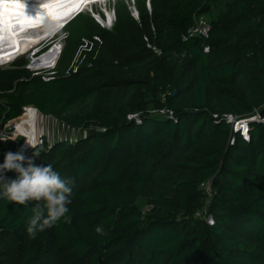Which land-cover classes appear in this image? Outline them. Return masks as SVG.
Instances as JSON below:
<instances>
[{"label": "trees", "instance_id": "trees-1", "mask_svg": "<svg viewBox=\"0 0 264 264\" xmlns=\"http://www.w3.org/2000/svg\"><path fill=\"white\" fill-rule=\"evenodd\" d=\"M136 5L139 21L117 6L111 30L81 14L65 27L57 64L81 47L76 72L45 80L24 57L0 69V98L15 96L0 101V127L32 107L87 133L25 155L71 182V221L33 238L32 204L0 200V264H264V122L245 137L224 119H264V0H229L207 39L188 40L210 5ZM14 146L0 143V163ZM206 207L213 226L196 216Z\"/></svg>", "mask_w": 264, "mask_h": 264}, {"label": "bare ground", "instance_id": "bare-ground-1", "mask_svg": "<svg viewBox=\"0 0 264 264\" xmlns=\"http://www.w3.org/2000/svg\"><path fill=\"white\" fill-rule=\"evenodd\" d=\"M114 1L117 0H0V64H4L34 43L30 47L33 48L38 41L46 39V35L54 36L53 34L61 30L67 20L86 7L88 2H95L97 7ZM103 14L108 18L107 25L101 14H98L96 19L105 25L107 30H111L113 15L108 11ZM61 52L62 45L58 43L45 56L36 59L37 63L41 64V67H49L55 63ZM36 114V111L33 112L31 120L17 127L21 135L35 141L34 143L38 141L40 130Z\"/></svg>", "mask_w": 264, "mask_h": 264}, {"label": "clouds", "instance_id": "clouds-1", "mask_svg": "<svg viewBox=\"0 0 264 264\" xmlns=\"http://www.w3.org/2000/svg\"><path fill=\"white\" fill-rule=\"evenodd\" d=\"M42 43L43 41L36 48V52L45 47ZM48 52L49 50L42 56ZM34 54L29 60L34 58ZM48 72L50 71L44 74ZM0 143L6 141L0 140ZM25 145L34 148L26 140ZM25 150V146H21L16 152L8 151L4 154L3 162L0 163V200L22 206L32 204V216L28 221L27 232L34 238L38 233H43L60 222L71 221L69 205L72 204L73 188L71 182L62 178L51 164L37 165L34 159L26 158ZM34 155L37 156L36 153ZM8 172H14L15 178H8Z\"/></svg>", "mask_w": 264, "mask_h": 264}, {"label": "rangeland", "instance_id": "rangeland-1", "mask_svg": "<svg viewBox=\"0 0 264 264\" xmlns=\"http://www.w3.org/2000/svg\"><path fill=\"white\" fill-rule=\"evenodd\" d=\"M141 2H143L144 0H140ZM183 4L187 5L188 7H190V9L194 10V8L201 9L202 7L206 6V5H210L211 7V12L208 15H203L200 16L199 13H196L195 15H197L196 17L198 18H204L206 19L209 23H211L217 16H219L220 14L224 13L226 10V6L229 2V0H182ZM95 2H88L87 6L84 7L81 11L77 12L76 14H81V15H85V16H91L93 17V14L98 18V14H101L103 17H106L103 13L105 11H108V13H111L112 15H114L115 10H117V6H119L120 8H124L126 7L130 12H131V16H133L134 11H139L136 5V0L133 1H129V0H117L114 2H109L106 6H97L94 5ZM94 8V10H93ZM146 8H147V12L150 14V11L148 10V2L146 3ZM93 10V14H91L90 12ZM197 12V11H196ZM200 12V11H198ZM139 13V12H138ZM115 16V15H114ZM94 18V17H93ZM104 19V18H103ZM95 20V19H94ZM96 21V20H95ZM55 30V29H54ZM64 30V29H62ZM53 30H51L52 32ZM60 31L57 30V32ZM53 34V32H52ZM55 35V34H53ZM64 36V35H63ZM51 35H46V39L42 40L45 43L42 45H45V47H48V50H52L55 45H57L58 43L60 45H62V52L64 51L65 48V42H64V37H62L60 40L55 38L53 40H51ZM59 37V36H58ZM42 41H38L35 46L33 48H30L32 45H34V43L30 46V47H26L24 48L19 54H16V56H13V58H9V60L7 62H5L4 64H0V69H8L11 67V65L14 63V60L19 59V58H25V59H30V57L33 55V53L36 52V48L40 45V42ZM44 47V48H45ZM149 49H152V51L154 53H156L158 56L162 55V52L160 51L159 48L157 47H151V46H147ZM89 53H91L93 51V46L89 47ZM50 50V51H51ZM99 47L97 48V51L95 52V56L98 55L99 53ZM49 51V52H50ZM60 54L59 58L55 61V66H56V72L57 73H63L65 75H69L70 72L72 71H77L81 68V66L83 64H85V59H86V55H85V51L83 48H79V50H77V52L73 55V58L71 60L68 59V61L64 64L63 69L60 70V65H58L57 63H59L61 57H62V53ZM11 59V60H10ZM35 63L32 66V68L38 69L40 68H44L41 67V64L39 65V63H37L38 60H36L35 56ZM13 60V61H12ZM31 61V60H29ZM51 65L49 67H45V68H51ZM39 72L37 73H32L33 76H44L42 75L45 72ZM51 74V72H48V75ZM52 77H54V75H52ZM15 98L14 95H8L5 97H1L0 101L3 103H10L13 101V99ZM82 108V107H80ZM89 109V110H88ZM87 110L85 111H90L91 110V105L89 106ZM30 111V115L35 112L36 110L32 107H28L26 109H24V115L27 114V112ZM36 113L38 114V118L37 119V125L40 128L39 132V137L44 135V143L41 142L40 138L38 137L40 146L44 147L46 149V151L48 152L49 149H51L57 142L62 141V136L66 135V133H71V139H75V136H83L82 138L86 137V132L83 129H76L74 127H72V125L66 121L63 117H58L56 115H50V116H43L41 114H39V112L36 111ZM29 115V116H30ZM139 115L136 114L134 115V117H138ZM24 117V116H23ZM22 117V118H23ZM21 119V118H20ZM21 124V123H20ZM17 124L15 127L12 125V123H9L5 126L0 127V140L6 141V142H13L14 143V150L13 152H16L18 149L21 148V146H25V155H28L30 153H32L34 150H36L37 147L31 148V147H27L25 145V140L22 139L20 137V133H19V128ZM24 136V135H22ZM25 137V136H24ZM27 138V137H26ZM29 139V138H28ZM31 140V139H30ZM30 140H26L28 143H30L31 145H33V141ZM47 143V146L45 147ZM34 146V145H33ZM46 153V152H44ZM35 163L37 164V161H35ZM9 178V177H8ZM140 206L143 208L144 212H148V206L145 205V203H140Z\"/></svg>", "mask_w": 264, "mask_h": 264}, {"label": "built area", "instance_id": "built-area-1", "mask_svg": "<svg viewBox=\"0 0 264 264\" xmlns=\"http://www.w3.org/2000/svg\"><path fill=\"white\" fill-rule=\"evenodd\" d=\"M148 10L151 12V7H150L149 2H148ZM133 14L134 15L132 17L135 20L139 21V13L135 10ZM96 20H97L98 23H100L98 21V19H96ZM104 21H105V23L107 25L108 24V19H104ZM115 22H116V17L113 15V21L111 22L112 27L114 26ZM100 24L102 25L103 28H105V25H103L102 23H100ZM210 30H211V25L206 19L197 18V19H195L194 26L191 29H189L187 35L184 36V40H188V39L195 38V37H199V38H202V39H207L208 36H209ZM94 40L96 42L100 41L98 38H95ZM145 40H146V42H148L147 39H145ZM90 46H93V44H91ZM148 46H150V45H148ZM85 47H87V44L85 45ZM205 51L208 52L209 50L205 49ZM36 59H39V58H36ZM34 63H35V59H31L30 64L26 67V69L30 70L34 74L37 73V72H39V73L42 72L43 73V72H46V71H50L51 72V76L45 77L44 79L45 80H50V78H52V75H53V73L55 71V64L51 68H40L39 67L38 69H35V68H32ZM138 117L132 116L130 118L131 119L132 118L137 119ZM224 119L227 121L228 124H230L234 128V131L240 132L245 137H247L248 134H249L250 122H252V121H256V122L263 121L264 122V119H261V117L259 115H257L256 117H253L251 119L237 118V117H234V116H226ZM20 137L22 139H24V140H30V139H28V138H26V137H24L22 135H20ZM39 138H40L41 142L43 143L44 135L40 136ZM40 143H39V140H38L36 143H33V145H34V147H37V146L40 145ZM202 188L206 192V194H207V196L209 198V200L207 202V204H208L207 206H209L210 199L212 198L211 181L209 183H207L206 185H204ZM196 216H197V218L206 221V223L209 224L210 226L214 225V218H213V216L211 214L208 213L207 207L204 210L198 212Z\"/></svg>", "mask_w": 264, "mask_h": 264}, {"label": "water", "instance_id": "water-1", "mask_svg": "<svg viewBox=\"0 0 264 264\" xmlns=\"http://www.w3.org/2000/svg\"><path fill=\"white\" fill-rule=\"evenodd\" d=\"M79 14H75L74 16H72L69 20H67V22L63 25V27L61 28V30L63 28H65V25H68L71 21H73ZM176 93H174L173 95H175ZM99 132H103V130H99Z\"/></svg>", "mask_w": 264, "mask_h": 264}]
</instances>
